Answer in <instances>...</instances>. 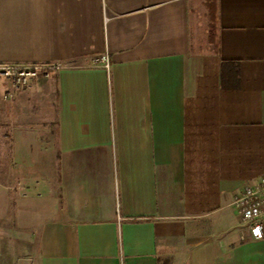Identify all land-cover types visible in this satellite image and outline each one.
<instances>
[{
    "label": "crops",
    "instance_id": "obj_1",
    "mask_svg": "<svg viewBox=\"0 0 264 264\" xmlns=\"http://www.w3.org/2000/svg\"><path fill=\"white\" fill-rule=\"evenodd\" d=\"M0 64L62 67L0 83V264H264V0H0Z\"/></svg>",
    "mask_w": 264,
    "mask_h": 264
},
{
    "label": "built area",
    "instance_id": "obj_2",
    "mask_svg": "<svg viewBox=\"0 0 264 264\" xmlns=\"http://www.w3.org/2000/svg\"><path fill=\"white\" fill-rule=\"evenodd\" d=\"M92 66L109 70L107 57L92 61ZM62 69L58 65H12L0 64V83H8L12 89L4 95L11 100L19 93L32 91L40 80H50ZM240 225L244 226L254 243L264 241V178L259 183H244L241 194L231 204Z\"/></svg>",
    "mask_w": 264,
    "mask_h": 264
},
{
    "label": "trees",
    "instance_id": "obj_3",
    "mask_svg": "<svg viewBox=\"0 0 264 264\" xmlns=\"http://www.w3.org/2000/svg\"><path fill=\"white\" fill-rule=\"evenodd\" d=\"M236 68V69H235ZM235 84L238 88L239 86V70L238 68L233 64H222L221 67V87L223 89L226 88V85L228 83Z\"/></svg>",
    "mask_w": 264,
    "mask_h": 264
},
{
    "label": "rangeland",
    "instance_id": "obj_4",
    "mask_svg": "<svg viewBox=\"0 0 264 264\" xmlns=\"http://www.w3.org/2000/svg\"><path fill=\"white\" fill-rule=\"evenodd\" d=\"M5 133H7V130L5 129L0 130V141L2 144H5V141L3 140V136L5 135ZM14 241H15V237H14Z\"/></svg>",
    "mask_w": 264,
    "mask_h": 264
}]
</instances>
